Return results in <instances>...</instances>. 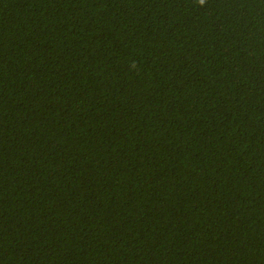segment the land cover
<instances>
[{
  "label": "trees",
  "instance_id": "16d2710c",
  "mask_svg": "<svg viewBox=\"0 0 264 264\" xmlns=\"http://www.w3.org/2000/svg\"><path fill=\"white\" fill-rule=\"evenodd\" d=\"M0 264H264V0H0Z\"/></svg>",
  "mask_w": 264,
  "mask_h": 264
},
{
  "label": "clouds",
  "instance_id": "9594fccd",
  "mask_svg": "<svg viewBox=\"0 0 264 264\" xmlns=\"http://www.w3.org/2000/svg\"><path fill=\"white\" fill-rule=\"evenodd\" d=\"M199 3H200L201 5H203V4H204V0H199Z\"/></svg>",
  "mask_w": 264,
  "mask_h": 264
}]
</instances>
